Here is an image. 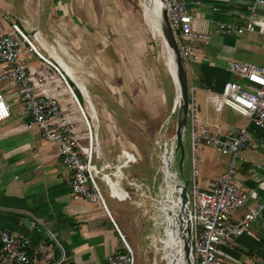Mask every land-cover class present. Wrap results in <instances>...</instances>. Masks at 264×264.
<instances>
[{
  "label": "built area",
  "instance_id": "built-area-1",
  "mask_svg": "<svg viewBox=\"0 0 264 264\" xmlns=\"http://www.w3.org/2000/svg\"><path fill=\"white\" fill-rule=\"evenodd\" d=\"M190 3V0H162L185 66L201 57L191 43L203 39L202 34L191 30ZM262 5L264 0H252L250 15L242 25L218 23L217 31L224 35L244 32L264 35V17H257L253 11L255 6ZM0 14L7 19L5 7L0 6ZM9 22L12 32L0 30V82L14 87L22 113L28 118V126L34 128L42 140L56 145L57 154L68 170L65 183L70 197L98 204L111 221L120 238L121 250L106 255L105 263L134 264L135 257L111 218L98 182L116 201L131 200L133 195L145 197L149 203L145 211L150 215L155 231L147 244L152 251L151 264H180L176 217L178 187L173 179L176 171L170 154L174 140L164 138L158 149V171L155 170L148 181L127 178L123 169L136 162V155L128 148H121V155L114 158V162L104 157L99 148L98 124L92 123L88 110L81 106L54 48L46 45L37 32L27 36L14 20L9 18ZM23 51L34 55L46 70L27 66L20 56ZM226 70L237 75L239 81L225 80L218 91L207 89L204 102L215 115L226 106L245 119V125L233 135L223 134L218 124L209 126L200 122L198 88L187 82L183 131L189 147V177L184 179L190 264H240L228 258L227 242L235 236L248 234L249 224L263 217L264 202L258 201L252 210L232 220V214L247 199V194L232 182V176L234 158L242 149L254 146L249 141L247 128L252 125L264 130V66L229 60ZM77 90L85 102L81 91ZM9 116V105L0 93V122ZM200 145L230 157L226 169L209 190L200 189L196 182V154ZM107 180L116 183L114 187L118 194H112ZM27 226L30 230H39L35 219L28 220ZM52 254L51 250L29 251L26 237L0 229V264H62L63 257L52 258Z\"/></svg>",
  "mask_w": 264,
  "mask_h": 264
},
{
  "label": "crops",
  "instance_id": "crops-1",
  "mask_svg": "<svg viewBox=\"0 0 264 264\" xmlns=\"http://www.w3.org/2000/svg\"><path fill=\"white\" fill-rule=\"evenodd\" d=\"M11 1L0 0V6L6 7ZM190 2L191 30L203 36L202 40L191 43L201 57L185 66L187 82L197 86L199 104L204 105L202 116H199L198 108V117L200 122L209 126L218 124L223 134L233 135L245 125V119L224 106L226 115L230 113L235 118L233 124L224 127L221 112L218 115L211 113L204 102V95L207 89L218 91L225 80L235 78L234 81H239L237 75L226 70L229 60L264 66V35L248 32L224 35L217 31L218 23L242 25L250 15L252 0ZM253 11L257 17H264V5L255 6ZM19 22V28L25 30L21 21ZM0 30L12 32L7 19L1 14ZM51 46L53 47L52 44ZM245 55L250 61L244 59ZM20 56L27 66L46 70L34 55L23 51ZM119 76L120 88L124 83L123 72L119 71ZM0 93L10 108V116L0 122V229H7L12 235L26 237L29 251L51 250L52 258L62 256V264H106V255L116 251L121 245L111 221L98 204L70 197L65 183L68 170L57 154L56 145L42 140L37 131L28 126V118L22 113L13 86L0 82ZM247 130L249 141L254 146L242 149L235 157L236 164L234 158L232 176V182L247 194V199L232 214V220H237L245 212L252 210L258 201L264 202V130L252 125ZM199 149V182H196L200 189L209 190L227 166V159L220 160L213 153L219 157L227 155H220L204 145ZM176 154L178 155L177 152ZM184 177H189V157L188 177ZM133 179L137 182L146 181ZM114 201V207L129 211L125 201ZM126 217H129L128 212ZM111 218L114 221L112 216ZM32 219L36 220L39 228L37 232L28 229L27 221ZM126 221L127 233L131 234L130 220ZM114 223L117 226L115 221ZM248 231V234L231 239V245L225 248L227 256L240 264H264V210L263 217L251 222ZM120 233L122 234L121 231Z\"/></svg>",
  "mask_w": 264,
  "mask_h": 264
},
{
  "label": "rangeland",
  "instance_id": "rangeland-1",
  "mask_svg": "<svg viewBox=\"0 0 264 264\" xmlns=\"http://www.w3.org/2000/svg\"><path fill=\"white\" fill-rule=\"evenodd\" d=\"M142 2L12 0L4 7L9 25L11 18L18 26L21 21L25 35L37 32L46 45H53L55 56L71 68L75 78L81 80L79 84L84 92L75 82L76 86L72 82L70 85L81 106L98 120L99 148L104 157L111 160L119 149H130L137 160L123 169L124 175L129 179L148 181L155 170L158 171V149L164 141V133L174 129L176 109L173 111V100L177 98L173 79L164 66L161 35L158 30L159 37L151 34L143 19ZM243 57L250 61L246 55ZM119 71L124 75L120 88ZM76 87L85 96V103ZM203 106L198 105L199 116H202ZM226 111L223 107L220 116L224 127L233 124L235 119L230 113L226 115ZM182 146V177H188L189 148L184 131ZM199 148L196 154L198 172ZM213 155L220 160L227 159L229 164V156ZM177 157L176 154L174 168ZM108 185L112 194H118L116 184L108 182ZM98 187L111 216L133 250L134 264H151L152 251L147 244L155 231L150 215L145 211L149 208L148 201L143 196L133 195L131 200L124 202L129 211H122L114 207L115 201L110 200L109 192L99 182ZM127 212L129 217H126ZM126 219L130 220L132 235L127 233ZM227 244L231 245V240ZM120 250L119 246L117 251Z\"/></svg>",
  "mask_w": 264,
  "mask_h": 264
},
{
  "label": "water",
  "instance_id": "water-1",
  "mask_svg": "<svg viewBox=\"0 0 264 264\" xmlns=\"http://www.w3.org/2000/svg\"><path fill=\"white\" fill-rule=\"evenodd\" d=\"M161 3V8L158 13V25L159 30L161 32V36L163 37L166 46L171 50L173 55V61L175 66V76L176 82L178 86V94L179 101L177 106L175 107L173 100V111L176 109L175 113V123H174V136L171 140H174V144L170 150V154L172 157V163L174 166V162L176 160L175 154L178 153L177 158V167L174 168L176 174L173 175L174 183L178 187V204L179 211L177 213V235L179 238V252L181 256L180 264H190L189 258V245H188V226L185 221V213L187 209V196L185 192L186 183L184 177L181 174V162L183 158V146H182V136L183 130L185 127V117H186V104H187V77H186V69L182 58L180 57L174 35L169 26L165 10L163 8L162 0H159ZM7 12V10H6ZM171 112V114L173 113ZM121 153L118 151L114 158L120 157ZM114 162V159H112ZM159 177V174L156 176ZM159 214L157 215V217Z\"/></svg>",
  "mask_w": 264,
  "mask_h": 264
},
{
  "label": "bare ground",
  "instance_id": "bare-ground-1",
  "mask_svg": "<svg viewBox=\"0 0 264 264\" xmlns=\"http://www.w3.org/2000/svg\"><path fill=\"white\" fill-rule=\"evenodd\" d=\"M141 2H142L141 3V7H142L143 19L145 20V23L149 27L151 34L158 36V34L156 33V30H158V33L161 35V32L159 30V25H158V13H159V9L161 8V3L159 2V0H141ZM147 2H148V4H147ZM159 38L161 40V46L164 49V66L166 68V71L169 72V74L171 75V77L173 79V84H174V88H175V91H176L177 101L174 98V104H175V107H176L177 104H178V101H179V94H178V86H177L176 76H175V66H174V61H173V55H172L171 50L166 46L163 37L161 36ZM59 62L61 63V65L64 68V70L66 71L67 75L79 86V89L81 88L82 92H84L83 87H81V85L79 84V82H81V80L75 78L71 68L69 66H67L60 58H59ZM83 97L85 99L84 95H83ZM90 117H91L92 123L94 125L98 124V120L96 118H93L92 116H90ZM173 136H174V129L173 130L169 129L168 131H166L164 133V138H165L166 141H168L169 139H172ZM107 182H109L110 184H116L112 180H109V181L107 180Z\"/></svg>",
  "mask_w": 264,
  "mask_h": 264
},
{
  "label": "trees",
  "instance_id": "trees-1",
  "mask_svg": "<svg viewBox=\"0 0 264 264\" xmlns=\"http://www.w3.org/2000/svg\"><path fill=\"white\" fill-rule=\"evenodd\" d=\"M15 22V21H14ZM15 24L17 25V23L15 22ZM18 26V25H17ZM69 85H70V83H69ZM71 86V85H70ZM74 92V91H73ZM75 93V92H74ZM76 95V94H75ZM76 97H77V95H76ZM78 98V97H77Z\"/></svg>",
  "mask_w": 264,
  "mask_h": 264
}]
</instances>
